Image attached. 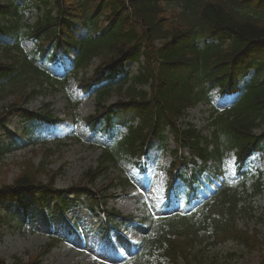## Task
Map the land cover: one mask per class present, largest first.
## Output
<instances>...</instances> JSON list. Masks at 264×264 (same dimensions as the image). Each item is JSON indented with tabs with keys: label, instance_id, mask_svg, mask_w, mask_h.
<instances>
[{
	"label": "trees",
	"instance_id": "obj_1",
	"mask_svg": "<svg viewBox=\"0 0 264 264\" xmlns=\"http://www.w3.org/2000/svg\"><path fill=\"white\" fill-rule=\"evenodd\" d=\"M39 1L49 7L35 22H25L26 30L22 33L37 42L36 55L14 53L13 50L19 51L15 42L10 47L4 46L0 54V77L6 78L0 84V103L12 97L11 106L18 105L24 96L28 99L40 93L44 81L53 84L39 67V62L47 55V50H41L46 42H49L48 47H53L51 57L70 50L77 52L73 73L84 70L91 57L98 56L99 68L90 78L83 79L85 89L95 94L99 108L114 93L127 101H119L118 109L98 111L100 114L89 117L90 129L107 135L111 144L106 145L98 166L84 173V179L93 181L99 174L106 173L118 159L140 154L147 136L159 135L165 124L170 125L178 144L187 145L193 154L206 158L210 152L199 146L201 143L207 146L209 140L193 130L177 129L175 121L186 106L203 98L200 87L203 90L215 85L232 88L236 85V78L250 67L254 68L256 77L254 75L246 82L235 117L217 119V123L225 127V130L221 128L220 156L237 147L239 163L243 164L245 153L258 146L264 137V130L261 135L253 132L254 128L264 129V13H250L242 9L244 0ZM174 1L176 5L171 4ZM15 14L14 5L0 0V31L6 29L13 37L19 38L22 34L20 26H16ZM5 17H8L9 24L1 25ZM78 31L83 32L81 37L77 36ZM220 33L214 42L215 35ZM206 38L210 40L206 41ZM153 41H158V46ZM141 47L144 48L146 63L138 75H125L120 80H114V64L136 57ZM104 68L110 69L106 75ZM259 74H263L261 80H258ZM151 78V91L148 93L142 86L148 84ZM101 80L106 83L97 86ZM124 106H134L138 113L142 112L136 126L132 125L133 115L126 118ZM115 124L127 127V133L120 140L110 135ZM211 142L217 149L215 141ZM55 174L47 169L44 162L38 166L23 163L12 185H5V180L0 181V193L18 199V189L21 188L31 194L38 192L43 198L49 194L45 189L50 187ZM43 176L47 179L46 185L41 181ZM183 180L191 186L188 179ZM191 194L190 188L185 195L187 203H190L188 196ZM213 200L207 206L205 217L202 213L197 214L200 210L196 205L190 213L191 218L160 222V229L162 225L167 226V230L161 229L160 241H167L171 248L167 255L186 257L185 251L195 241L201 228H211L210 236L215 242L230 238L249 248L255 246L254 236L234 225L236 193L224 188ZM213 213L219 217L211 216ZM224 213L228 219L223 222ZM4 222L5 218L0 216V225ZM167 234L181 238L169 239ZM46 251L47 248H44L41 255ZM7 264H39V256L30 257L26 263L13 257Z\"/></svg>",
	"mask_w": 264,
	"mask_h": 264
},
{
	"label": "rangeland",
	"instance_id": "obj_2",
	"mask_svg": "<svg viewBox=\"0 0 264 264\" xmlns=\"http://www.w3.org/2000/svg\"><path fill=\"white\" fill-rule=\"evenodd\" d=\"M19 2V6L26 3L23 12V20L32 21L36 16V11L33 7L32 0H16ZM4 35H0V38ZM25 48L31 46V42L25 41L23 43ZM126 70L134 71L136 63L127 62L125 65ZM60 71V70H59ZM66 91L59 90H46L43 96H37L34 99H30L23 103L27 110L34 111L35 113L41 112L45 106H48L52 118H61L60 121L54 124L43 123L41 125L33 123L34 126H29L28 123L23 122L19 113H15L7 117L3 122V127L0 126V144L5 141L9 142L12 139H16L15 144L20 143L24 147L18 151L8 153L4 161L5 165L1 168L0 181L5 178L7 183H11L17 174L18 166L21 158L25 152L31 148L27 143L28 132L32 130L34 134L42 132L44 136L48 138L47 143L40 147V144L32 146L35 150H40L34 158V162L38 163L44 158L46 153L49 154L47 161L49 162L48 168L55 170L62 168L63 173L56 181V188L67 189L80 180L79 176L82 172L88 169L90 166L96 164V159L99 154V149L93 148L89 145V137L86 129L83 127L82 117L91 113L94 108V99L81 91L77 84V80L70 79L66 85ZM114 97L111 102L114 101ZM12 102L11 97L0 103V115L9 109L6 104ZM207 105L198 104L192 109H189L186 116L181 120L182 123L190 122L197 129L206 133L207 117L209 114ZM76 116L78 120L77 124H73V118ZM71 130H76L79 133L81 141H73L65 139L61 141L55 140L56 138H63L64 135ZM51 141L49 142V140ZM56 142L66 145H56ZM173 147V141L169 135L168 149ZM47 148V149H45ZM49 148V149H48ZM161 151L157 148L151 150L150 158L144 161L142 159V167L140 170L133 166H124L122 163L119 169L111 171L109 177L115 178L112 181V186L107 187L109 182L105 179H98L92 187H89L92 192H98L99 194H106L108 201V208H115L121 212V214L134 217L130 209L135 207L137 199H144L147 197V202H151L156 206H159L162 202V193L166 183V174L164 167L168 166L171 156L169 150ZM181 156L188 154L186 149L181 150ZM264 164V151L259 154H254L249 163L248 168L251 171L260 169ZM225 167L231 173L233 178L234 170V157L230 153L228 159L225 162ZM120 176L127 179L132 186H135V190H124L120 188H114L117 183L116 177ZM79 178V179H78ZM216 179L214 182H217ZM263 191L261 194L252 198V208L254 216H262V220L257 222L255 217L250 220H239V224L247 225L249 228L256 227L259 230L261 236L264 237V173H263ZM101 187H106V191L103 193ZM69 202L64 214L60 212L57 207H54V203L47 202V210L36 203H30V198L25 199V204H31L28 207L26 224L19 226L18 220H21L23 214L22 205L11 203L8 201L0 202V212H7L10 216H13L14 221L11 222L13 226L3 229L0 236V258L9 259L11 256L16 255L26 259L27 255L38 252L40 246L48 241L51 235H60L58 232L64 231L68 227H72L73 224L78 226V229H74V235L66 242L58 243L55 245L49 254L45 256L41 264H132V259H125L131 255L130 249L132 248V236L131 232L134 227L131 224L118 225L117 230L112 229L109 233L111 242L102 236V232L99 229L100 220L91 216L90 212L86 208L88 204L87 200L81 201V203L73 202L72 197L65 196L64 199ZM46 204V205H47ZM144 210V208H141ZM130 211V212H128ZM103 219V217H99ZM245 219V218H243ZM137 225V224H135ZM140 227L139 225H137ZM131 227V228H130ZM131 239V240H130ZM228 252H233V257H228ZM190 262L180 260V264H256L258 258L256 253H247L245 249L237 246L231 241H227L216 246L206 245L205 243H198L191 250ZM108 256V257H106ZM146 257L143 256L141 264H147L144 262ZM157 256L151 255L149 260L156 261ZM146 260V259H145Z\"/></svg>",
	"mask_w": 264,
	"mask_h": 264
},
{
	"label": "bare ground",
	"instance_id": "obj_3",
	"mask_svg": "<svg viewBox=\"0 0 264 264\" xmlns=\"http://www.w3.org/2000/svg\"><path fill=\"white\" fill-rule=\"evenodd\" d=\"M131 209V208H130Z\"/></svg>",
	"mask_w": 264,
	"mask_h": 264
}]
</instances>
